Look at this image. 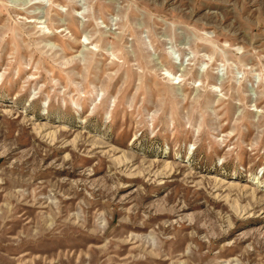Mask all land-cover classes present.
<instances>
[{
  "label": "rangeland",
  "instance_id": "1",
  "mask_svg": "<svg viewBox=\"0 0 264 264\" xmlns=\"http://www.w3.org/2000/svg\"><path fill=\"white\" fill-rule=\"evenodd\" d=\"M0 264H264V0H0Z\"/></svg>",
  "mask_w": 264,
  "mask_h": 264
},
{
  "label": "bare ground",
  "instance_id": "2",
  "mask_svg": "<svg viewBox=\"0 0 264 264\" xmlns=\"http://www.w3.org/2000/svg\"><path fill=\"white\" fill-rule=\"evenodd\" d=\"M208 178H210V179H218L216 176H214V175H212V174L209 175Z\"/></svg>",
  "mask_w": 264,
  "mask_h": 264
}]
</instances>
